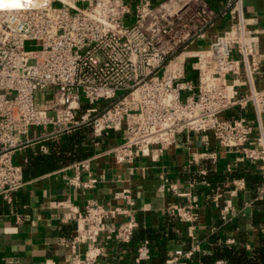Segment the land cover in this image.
I'll list each match as a JSON object with an SVG mask.
<instances>
[{
	"label": "built area",
	"instance_id": "2783aa9c",
	"mask_svg": "<svg viewBox=\"0 0 264 264\" xmlns=\"http://www.w3.org/2000/svg\"><path fill=\"white\" fill-rule=\"evenodd\" d=\"M226 7L230 27L198 49L196 41L206 38L216 22L217 10L209 0H23L0 5V197L10 201L27 183L14 155L40 141L26 139L32 128H41L42 138H49L88 125L96 145L105 134L118 133L120 141L104 152L129 166L142 157L158 160L183 132H212L221 146L258 164L263 183L256 198H264V133L254 135L248 116L225 115L249 109L261 124L264 88L237 92L229 81L242 63L248 73L258 71L256 36L247 26L243 0H227ZM129 17L134 18L131 24ZM41 149L48 151L46 145ZM89 161L75 163V186L97 182L79 174ZM233 183L234 193L246 186L242 178ZM164 188L161 184L160 190ZM172 189L179 192L176 184ZM117 195L133 205L129 189ZM58 203L69 208L67 218L75 226L69 253L59 264H98L108 254L103 236L118 244L132 241L137 221L131 207H107L96 199L82 206ZM172 209L195 228L196 203ZM234 212L230 200L220 204L225 223ZM107 219L113 221L107 224ZM190 235L196 237L192 231ZM199 250L195 241L166 264H192ZM151 257L150 242L144 240L135 262L150 264ZM215 263L232 264L225 258Z\"/></svg>",
	"mask_w": 264,
	"mask_h": 264
},
{
	"label": "crops",
	"instance_id": "0c3cea01",
	"mask_svg": "<svg viewBox=\"0 0 264 264\" xmlns=\"http://www.w3.org/2000/svg\"><path fill=\"white\" fill-rule=\"evenodd\" d=\"M130 1L134 4L139 0ZM209 1L217 10L216 22L206 38L196 41L198 49L209 46L213 36L229 28L232 22L227 0ZM243 9L247 26L256 36L260 66L250 74L242 63L239 72L229 76L237 92L264 88V0H243ZM251 112L235 108L225 115L248 116L255 126L254 135L264 133V113L259 124ZM42 131L41 128L30 130L26 139L40 141L19 148L14 155L17 163L24 164L28 154H48L51 140L70 133L42 138ZM118 141V133H107L100 145L94 143L95 151L89 156L27 178L26 185L10 201L0 197V264L63 262L75 226L67 218L69 208L58 202L82 206L89 199L107 207L117 204L131 207L137 221V229L128 244H118L103 236L101 241L108 254L99 258L98 264H137V247L144 240L150 242V264H166L177 250H189L195 241L200 244V250L192 264H216L224 258L232 264H264V198H256V188L263 183V177L257 163L242 159L237 149L221 146L212 132H183L158 160L142 157L133 166L118 162L111 153L104 152ZM42 145H46L47 152L42 151ZM85 158H90L89 167L81 169L79 174L82 180L89 175L97 178L93 187L72 183L78 171L75 163ZM250 175L254 181L248 179ZM241 178L245 179V188L232 192L233 180ZM161 184L165 185L164 190H160ZM175 184L179 192L172 189ZM123 189L131 191L132 206L117 195ZM216 194L220 195L219 199ZM229 200L235 212L232 220L225 223L219 216L220 204ZM190 202L197 204L199 214L195 228L172 209L175 204ZM112 221L107 219V224ZM228 239L235 241L229 243ZM85 249V244L80 245L81 252Z\"/></svg>",
	"mask_w": 264,
	"mask_h": 264
},
{
	"label": "trees",
	"instance_id": "16d2710c",
	"mask_svg": "<svg viewBox=\"0 0 264 264\" xmlns=\"http://www.w3.org/2000/svg\"><path fill=\"white\" fill-rule=\"evenodd\" d=\"M59 135L58 137H62L66 134ZM95 140L93 129L88 125L73 130L62 139L51 140L48 154H28L24 164H22L25 178H30L51 168L89 156L95 151ZM248 179L255 180L252 175L248 176Z\"/></svg>",
	"mask_w": 264,
	"mask_h": 264
},
{
	"label": "bare ground",
	"instance_id": "6f19581e",
	"mask_svg": "<svg viewBox=\"0 0 264 264\" xmlns=\"http://www.w3.org/2000/svg\"><path fill=\"white\" fill-rule=\"evenodd\" d=\"M23 0H0V5H19L22 4Z\"/></svg>",
	"mask_w": 264,
	"mask_h": 264
},
{
	"label": "rangeland",
	"instance_id": "374dc122",
	"mask_svg": "<svg viewBox=\"0 0 264 264\" xmlns=\"http://www.w3.org/2000/svg\"><path fill=\"white\" fill-rule=\"evenodd\" d=\"M126 22H127L128 24H131V23L134 22V18H133V17H129V18L126 19ZM28 45H31V43L29 42ZM183 98H184V97H183Z\"/></svg>",
	"mask_w": 264,
	"mask_h": 264
},
{
	"label": "snow or ice",
	"instance_id": "6c2138e0",
	"mask_svg": "<svg viewBox=\"0 0 264 264\" xmlns=\"http://www.w3.org/2000/svg\"><path fill=\"white\" fill-rule=\"evenodd\" d=\"M4 7H11V6H15V5H3Z\"/></svg>",
	"mask_w": 264,
	"mask_h": 264
}]
</instances>
